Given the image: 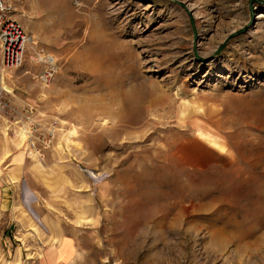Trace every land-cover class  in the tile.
<instances>
[{
	"label": "rangeland",
	"instance_id": "obj_1",
	"mask_svg": "<svg viewBox=\"0 0 264 264\" xmlns=\"http://www.w3.org/2000/svg\"><path fill=\"white\" fill-rule=\"evenodd\" d=\"M263 15L264 0H17L33 43L2 82L17 202L0 264H264Z\"/></svg>",
	"mask_w": 264,
	"mask_h": 264
},
{
	"label": "built area",
	"instance_id": "obj_2",
	"mask_svg": "<svg viewBox=\"0 0 264 264\" xmlns=\"http://www.w3.org/2000/svg\"><path fill=\"white\" fill-rule=\"evenodd\" d=\"M17 0H0V117L11 127L9 117L15 110L8 92L2 85L5 74L22 66L26 51L33 40L23 25L13 16ZM37 61L42 63L39 81L48 83L56 73V60L49 53L39 50ZM10 124V125H9Z\"/></svg>",
	"mask_w": 264,
	"mask_h": 264
},
{
	"label": "crops",
	"instance_id": "obj_3",
	"mask_svg": "<svg viewBox=\"0 0 264 264\" xmlns=\"http://www.w3.org/2000/svg\"><path fill=\"white\" fill-rule=\"evenodd\" d=\"M8 165L0 167V234L7 229L16 206L15 182H11Z\"/></svg>",
	"mask_w": 264,
	"mask_h": 264
},
{
	"label": "bare ground",
	"instance_id": "obj_4",
	"mask_svg": "<svg viewBox=\"0 0 264 264\" xmlns=\"http://www.w3.org/2000/svg\"><path fill=\"white\" fill-rule=\"evenodd\" d=\"M264 16V15H263ZM5 76H7L6 78L7 79H10L11 78V74L10 73H7V74H5ZM2 85H3V83H2ZM4 88H5V86H3ZM6 89V88H5ZM7 90V89H6ZM8 91V90H7ZM8 92H10V91H8ZM17 264H20V262H17Z\"/></svg>",
	"mask_w": 264,
	"mask_h": 264
}]
</instances>
